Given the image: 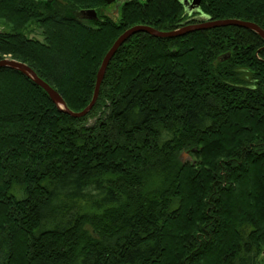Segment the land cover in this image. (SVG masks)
Instances as JSON below:
<instances>
[{"label": "trees", "instance_id": "16d2710c", "mask_svg": "<svg viewBox=\"0 0 264 264\" xmlns=\"http://www.w3.org/2000/svg\"><path fill=\"white\" fill-rule=\"evenodd\" d=\"M116 1L114 19L103 0H0V61L78 113L130 27L264 31V0ZM91 9L95 21L74 15ZM0 264H264V40L233 26L136 33L80 118L0 68Z\"/></svg>", "mask_w": 264, "mask_h": 264}, {"label": "water", "instance_id": "95a60500", "mask_svg": "<svg viewBox=\"0 0 264 264\" xmlns=\"http://www.w3.org/2000/svg\"><path fill=\"white\" fill-rule=\"evenodd\" d=\"M46 1L50 2L52 0H46ZM103 1L107 5H110L114 3L116 0H103ZM180 1L184 7H186L188 10H191L194 7L198 6L200 0H180ZM74 15L75 17L79 19H84V20L95 21L98 19L96 12L92 9L83 10V11L75 13ZM228 26L248 29L256 33L257 35H259V37L262 38V40H264V31H262L256 24L245 22V21H240V20H234V19L205 21L199 24L187 25V26H184V27H181L179 29H176L174 31H169V32L157 31L151 27L142 26V25H136V26L130 27L129 29L125 30L121 35L118 36V38L114 41V43L112 44V46L110 47V49L108 50L104 58L102 59L100 68L97 73L92 99L90 103L88 104V106L78 113H74L68 110L65 107L61 97L44 81L39 79L36 76V74L24 63H21V62L12 60V59H3L0 61V68L7 67V68H11V69L21 72L22 74L30 78L37 86L42 88L46 92V94L49 96V98L58 106V108L61 111H63L64 113H66L72 118H80V117L85 116L93 107L96 101L97 95H98V90H99V86L103 78L104 71L110 59L115 54L116 50L132 35L136 33H147L157 38H174V37H179L186 33L196 31V30H207V29H212V28H221V27H228Z\"/></svg>", "mask_w": 264, "mask_h": 264}, {"label": "rangeland", "instance_id": "374dc122", "mask_svg": "<svg viewBox=\"0 0 264 264\" xmlns=\"http://www.w3.org/2000/svg\"><path fill=\"white\" fill-rule=\"evenodd\" d=\"M1 1H4V0H1ZM60 4L65 5V3L61 2V1H60ZM104 12H105V14H107V15L110 16V17H113L114 19L117 18L118 10H116V9L114 8V5H113V4H112V5H108V6L105 8ZM28 31H30V33H28L29 36H33V37H36V38H38V39H41L40 35L38 34V33H39L38 30H36L35 27H34L33 25H31V27L28 28ZM179 158H180V160H181L182 162L193 161V159H192V158L189 156V154L186 153V152L181 153L180 156H179ZM241 203H242V202H241ZM245 205L248 206L249 203H248V204H245ZM238 209H240V208L238 207Z\"/></svg>", "mask_w": 264, "mask_h": 264}, {"label": "flooded vegetation", "instance_id": "af4514ba", "mask_svg": "<svg viewBox=\"0 0 264 264\" xmlns=\"http://www.w3.org/2000/svg\"><path fill=\"white\" fill-rule=\"evenodd\" d=\"M41 1H45V2H48V1H46V0H41ZM113 5H114V8L116 9V10H118V8H119V2H117V1H115L114 3H112ZM112 4H110V5H112ZM80 11H82V10H80Z\"/></svg>", "mask_w": 264, "mask_h": 264}, {"label": "bare ground", "instance_id": "6f19581e", "mask_svg": "<svg viewBox=\"0 0 264 264\" xmlns=\"http://www.w3.org/2000/svg\"><path fill=\"white\" fill-rule=\"evenodd\" d=\"M83 11V10H82ZM77 12H80V11H77ZM77 12H75V13H77ZM74 13V14H75ZM97 15V14H96ZM98 18V17H97ZM79 19V18H78ZM81 20H84V19H81ZM87 21H91V20H87ZM108 52V51H107ZM106 55V54H105ZM111 60V59H110ZM110 62V61H109ZM109 64V63H108ZM100 68V67H99ZM105 72V71H104ZM98 73V72H97ZM104 75V74H103ZM96 77H97V75H96Z\"/></svg>", "mask_w": 264, "mask_h": 264}]
</instances>
